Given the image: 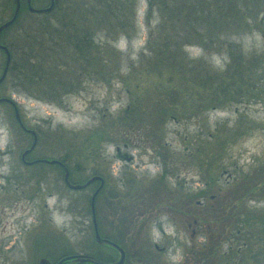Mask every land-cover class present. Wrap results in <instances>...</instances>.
<instances>
[{
  "label": "rangeland",
  "instance_id": "rangeland-1",
  "mask_svg": "<svg viewBox=\"0 0 264 264\" xmlns=\"http://www.w3.org/2000/svg\"><path fill=\"white\" fill-rule=\"evenodd\" d=\"M46 4L47 0H32V6L36 8ZM145 5V0H136L138 31L130 44L124 38L110 42L118 51L129 48V58L136 57L146 39L147 27L142 21ZM11 11L12 0H0V23L9 17ZM47 20L48 16L43 17L42 14L31 16L22 13L0 39L8 47L14 46L11 49L14 58L19 53L22 59L20 40L16 46L17 35H22L23 30L33 32L41 26L40 21L47 24ZM250 20L252 18L247 21L239 18L240 26L246 27L243 30H228L225 31L227 35L222 30L221 39H226V43H221L220 54L207 55L196 46L184 48L190 57L203 55L219 71L222 70L225 97L218 88V97L214 99L215 84L212 81H208L205 87L188 83L181 91L177 87L178 76L164 70L160 73L132 72L126 60L110 52L103 56L112 66L116 62L122 64L118 70L122 82L116 76L106 84L90 75L69 93L52 98L47 96L50 100L46 101L34 96L43 94L33 87L27 92L22 90L21 74L17 92L13 89L7 91L18 105L22 124L37 135L31 158L56 159L66 153L70 157V166L75 161L79 163L77 168H71L72 182L78 183L94 170L103 177L105 188L95 201L102 233L112 235L110 212L117 211L118 220L124 214L129 216L130 211H144L139 207L140 201L151 203L157 200L160 202L158 205H145L149 208L155 206L154 210L164 211L166 215L177 214L174 219L176 237L172 235V219L166 215L161 218L167 224L164 225V237L151 225V221L148 222L149 236H145L148 242L169 245L170 249L160 259L164 264H200L199 259L205 252L200 246L192 248L198 235H191L195 226L189 212L211 224L213 247L217 235L219 238L221 234H227L229 241L221 246L222 250L231 246L232 258L226 259L227 264H264V22ZM247 23L253 25L252 29ZM2 62L0 53V69ZM170 88L179 89L185 100L187 94H191L194 107L203 103L208 108L199 110L188 119L172 116L167 120L162 140L169 157L168 163L163 164L159 157H153V149L143 137L140 141L133 138L131 142L135 144L128 141L129 145L125 147L116 131L111 132L116 127L110 125V120L130 102L149 104L153 97L159 99L164 96L161 92ZM188 101L185 105L189 104ZM165 103L170 105L171 101ZM222 103L223 106L219 107L218 104ZM175 112L180 115L183 109L178 105ZM106 123L107 126L104 125ZM100 130L109 131L110 138L99 139ZM30 142L31 136L17 126L10 107L0 105V151L4 153L8 148L11 151L0 156V174L4 175L3 179L15 172L19 175L21 204L19 214H15L16 224L10 230L11 238L0 251V264H36L42 256L55 259L66 251L109 253L90 238V217L84 205L96 185L70 190L63 185L59 168L46 163L23 166L17 155ZM115 147L121 155L131 156V160L124 155L118 156ZM197 147L221 153L219 164L212 170L214 183L208 188L212 198L203 197L201 205L194 203L199 197L192 195L190 203L185 197L186 192L194 193L205 188L208 181L206 175H201L198 161H192L191 153ZM163 165L167 167V173L160 178ZM3 179L0 178V182ZM8 192L9 188H6ZM244 210L251 211L254 218L249 220L251 233L241 237L237 228L240 223L236 219ZM113 233L115 235V231ZM171 237L175 241H171ZM134 242L127 236L123 243L134 252ZM219 260L225 258L221 259L216 253L206 264H221Z\"/></svg>",
  "mask_w": 264,
  "mask_h": 264
},
{
  "label": "trees",
  "instance_id": "trees-1",
  "mask_svg": "<svg viewBox=\"0 0 264 264\" xmlns=\"http://www.w3.org/2000/svg\"><path fill=\"white\" fill-rule=\"evenodd\" d=\"M145 2L142 21L147 27L146 39L136 57L129 58V48L118 51L110 45V42L124 38L129 45L130 40L136 36L138 31L135 19L136 0H54L52 9L43 13L28 11L25 0H20L17 18L22 13L31 16L38 14H42L43 17L48 16L47 24L40 21L41 26L35 31L23 30L22 35H17L22 56L21 59L19 55L22 90L27 92L33 87L36 92L43 94V96L34 95L36 98L49 101L47 96L52 98L61 93L67 94L90 75L106 84H110L116 76L122 82L123 78L118 73L122 64L116 62L112 66V63L107 62L103 56L110 52L126 60L132 72L138 70L160 73L164 70L170 75L178 76L177 87L181 91L188 83L205 87L208 81H212L215 84L212 92L214 99L218 97V88L225 97L226 86H222L221 82L222 70L219 71L218 67L213 66L203 55L197 58L190 57L184 48L196 46L207 55L220 54L221 43H226V39L224 41L221 39L223 29L225 32L246 28L240 26L239 18L246 21L251 18L250 21L259 19V23L264 22L262 8L264 0H145ZM62 11V15H59ZM16 20L8 28L13 26ZM227 23H232L234 26ZM246 25L250 26L249 29L253 27L248 23ZM254 27L259 28L257 25ZM224 35L227 33L225 32ZM13 47V45L9 46L10 52ZM12 59L14 56L11 52ZM10 70L13 71L12 61ZM189 88L190 86L187 90ZM180 90L170 88L163 91L161 94L164 96L159 99L153 97V101L149 104L140 105L130 102L117 111L115 118L110 120V125L116 127L111 132L116 131L115 134L120 136L124 145L135 144L131 142L133 138L140 141V137H143L147 145L150 144L153 149V157H159L163 164H167L169 152L162 140L167 120L172 116L188 119L199 110L208 108L203 103L194 107L191 103V94H187L185 100ZM165 100L171 101V104H166ZM187 101L189 104L185 105ZM178 102L183 109L180 115L175 112ZM218 106L222 107L223 103ZM104 125L107 126V123ZM100 132L99 139L110 138L109 131L100 130ZM220 156L221 153L215 154L199 147L193 154L191 153L192 161H198L201 175H206L208 181L204 184L205 188H200L194 193H185L189 203L192 195L201 198L211 194L208 188L215 180L212 170L219 164ZM56 159L67 167L69 178L71 168L79 166L76 161L70 166V157L66 153ZM53 166L59 168L62 174L58 165L53 164ZM164 166L160 178L167 173V167ZM98 174L96 170L91 173V175ZM87 177L79 180L78 183L84 182ZM92 184L96 185V182ZM104 188L105 182L96 197ZM88 198L89 196L84 205L87 213ZM242 212L241 217L236 219V222L240 223L237 228L241 237L251 233L249 220L254 218L251 211Z\"/></svg>",
  "mask_w": 264,
  "mask_h": 264
},
{
  "label": "flooded vegetation",
  "instance_id": "flooded-vegetation-1",
  "mask_svg": "<svg viewBox=\"0 0 264 264\" xmlns=\"http://www.w3.org/2000/svg\"><path fill=\"white\" fill-rule=\"evenodd\" d=\"M19 3H20V0H19ZM30 4L32 5V0H30ZM25 5H26V3H25ZM26 8H27V5H26ZM16 18H15V20H16ZM2 32L3 31L0 32V37L2 35ZM18 38L19 37L16 38V40H17L16 46H18ZM0 43L2 45L6 46L8 49V52H9V61H8V65L6 68V72L3 76V78L0 80V98L7 97V98L11 99L14 106L18 109V105L14 101L13 96H11V94L8 93L7 91H11V89H13L14 92L15 91L17 92V89L19 87V77H20L19 53H16V57L11 60V52H10L9 47L7 45H5L4 43H2L1 39H0ZM0 53L3 55V62H2L1 69H0V75H1L2 70L4 68V64H5V53L2 49H0ZM13 56H14V54H13ZM11 61L13 63V71L12 72L10 70ZM2 91H4V92H2ZM0 105L9 106L11 109L13 118H14L13 105H11L9 102H6V101L0 102ZM16 124H17V122H16ZM17 126L20 128V126L18 124H17ZM20 130H22V129L20 128ZM25 133H27V132H25ZM124 146L127 147V145H124ZM117 148L118 147H115L117 155L118 156L124 155V157H126L125 154L121 155L119 152V149H117ZM24 149H22L18 153V155H17L18 161L23 166L36 165L38 162L33 163V164L27 163V162H30L32 160L37 159V158H31L30 157V154H31L33 149L22 157L21 153ZM10 152L11 151L9 148L4 153L0 151V156L4 155L6 153L9 154ZM131 158H132L131 156L126 157V159H128V160H131ZM13 171L14 172L16 171L15 165L13 167ZM18 177H19V175L18 174L16 175V172L14 174L10 175L9 177H7V179H3L4 175L0 174V178L3 179L2 182H0V251L2 250V248L6 247L5 246L6 243L9 242V240L11 238L10 230H12V228L16 224V215L15 214H19V210L21 207L20 197H19L20 184H19V181L17 179ZM95 182L97 185L98 181H95ZM103 184H104V182H103ZM5 187L9 188L8 193H11V194L6 193ZM208 196L210 199L212 198V194H209ZM89 199H90V196L88 198V208H89ZM162 200L163 199H161V201ZM201 200H203V197H201L199 200L195 199L194 203L197 205H201L203 202ZM95 201H96V196L94 198V215H95V222H96L97 231H98L99 236L106 238V239H109L110 241L114 242L121 249L122 253H120V251L118 252V250H116V249H114L108 245H101V244L95 243L94 237H93L94 233H93V227H92L91 216H90V208H89L90 228H91L90 238L94 244L105 247L109 253L98 254L95 252L82 250V252H80V254H87V255L93 256L94 258H96L100 261L109 262V263L117 261V259L120 257V255H122L123 258H122L121 264H164V261H161L160 259H161L162 255L168 249H170L168 247L169 245L158 244L157 242H154V241H153V243L150 242L151 243L150 244L148 242V237L147 238L145 237V236H149L148 232H147L149 221H151V223H152L151 225L153 227H155L163 235V237L165 235L164 234V225H167V224L163 223L161 221V218L163 215H166V214H164V211L154 210L155 206H153V208H149L148 206H146L148 204L153 205L155 203L158 205L160 202H156L157 200H154L153 202L150 203L148 201L142 200L139 202L140 203L139 207L141 210L143 209L144 211H139L136 213H133L132 211H130L128 213V215L130 214L129 216L124 214L123 218L120 217V218H118V220L116 217L117 211L110 212V215H111V217H110V219H111V221H110L111 231L112 230L115 231V235H114L113 231H112V235H107V234H104L101 232V227H100V222H99V212L96 211ZM209 206H211V205H209ZM168 215H166V217L172 219L171 224L174 225L173 226L174 232L172 235L174 237H176L175 236L176 225H175L174 219H176L177 214H172V215L168 214ZM189 216L192 219L191 223L195 226L194 228L191 229V235H194L195 233H197V235H198V237L196 239L197 243L195 242L192 245V248L196 249V247L200 246L201 250H204L203 252H205L201 256L202 258L199 259L200 264H206L207 260H209L216 253L218 256L221 257V259L225 258V260H219V262L221 264H227V260L231 259L230 257H232L231 248H230L231 246L230 245L226 246L227 249H223V250L221 247L222 243L229 241L227 234L226 235L221 234L219 236V238L217 235L216 244L214 245L215 247H213L212 243H213V239H214V233H212V226H211V224L208 223V220L202 219L201 216L197 217V216L193 215L192 212H189ZM178 218H180L179 213H178ZM203 220H205V221L203 222ZM187 225H190V223H187ZM121 228H123V230ZM127 236H128V239H130L132 241L135 240V242H134L135 251L134 252H132L127 247V245L123 243ZM174 237H171L170 240L175 241ZM167 238H169V237H167ZM136 242H138V243H136ZM149 244L152 245V247H150ZM237 248H239V247H237ZM238 250L239 249H237V251ZM214 251H215V253H214ZM219 251H220V253H219ZM71 254H78V253L66 251V252H63L62 254H60L55 259H50V258L48 259L47 257H45V258L48 259L49 264H55L61 257L71 255ZM68 263H69V260L63 261L61 264H68ZM36 264H38V259L36 260ZM72 264H92V263L80 262V263H72Z\"/></svg>",
  "mask_w": 264,
  "mask_h": 264
},
{
  "label": "water",
  "instance_id": "water-1",
  "mask_svg": "<svg viewBox=\"0 0 264 264\" xmlns=\"http://www.w3.org/2000/svg\"><path fill=\"white\" fill-rule=\"evenodd\" d=\"M25 3L27 5L28 11H30L32 13H43V12H47V11L52 9L54 0H48L47 5L44 7H40V8L33 7L30 4V0H25ZM12 4H13V8H12V12H11L9 18H7L6 20H4L3 22L0 23V32L5 30L6 28H8L14 22L15 18L17 17V14L19 11V0H12ZM0 49H2L5 53V64H4V68L2 70V74L0 75V80H1L3 78L5 72H6V68H7L8 61H9V52H8L7 47L2 45L1 43H0ZM3 101L9 102L11 105H13L15 121L17 122V124L20 126V128L23 131H25L31 135L30 144L21 153V156L23 157L25 154L30 152L35 147L37 135H36L34 130H32L30 128H26L22 124L21 118L19 115V111L14 106L12 100L7 98V97L0 98V102H3ZM36 162L46 163L49 165H53V164L58 165L62 171V182H63L64 186L68 189H71V190L83 189L86 186H88L89 184H91L92 182L98 181V184L95 187V189L92 191V193L90 194V199H89V208H90V216H91V222H92L93 233H94L93 234L94 241L96 244L108 245V246L118 250V252L120 251V253H122L121 249L114 242L110 241L109 239L100 237L98 234V231H97V226H96V222H95V215H94V198L103 186V182H104L103 177L100 175H90L89 177H87V179L84 182L74 183V182H71L69 179V171H68L67 167L62 162H60L59 160L54 159V158H48V159L47 158H37V159L32 160V161L27 162V163L33 164ZM122 258H123L122 255H120V257L117 259V261L109 263V262L100 261V260L94 258L93 256H90L87 254L78 253V254H71V255L61 257L55 264H61L63 261H67V260H69L68 264L80 263V262H89L92 264H121ZM38 264H49V262H48L47 258L40 257L38 259Z\"/></svg>",
  "mask_w": 264,
  "mask_h": 264
}]
</instances>
